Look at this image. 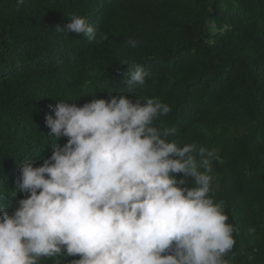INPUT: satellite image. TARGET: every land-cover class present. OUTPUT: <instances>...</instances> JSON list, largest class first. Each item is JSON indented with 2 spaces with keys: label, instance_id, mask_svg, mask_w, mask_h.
<instances>
[{
  "label": "trees",
  "instance_id": "obj_1",
  "mask_svg": "<svg viewBox=\"0 0 264 264\" xmlns=\"http://www.w3.org/2000/svg\"><path fill=\"white\" fill-rule=\"evenodd\" d=\"M74 15L108 39L57 29ZM132 64L150 75L128 95L168 104L170 139L214 153L210 195L237 229L228 264H264V0H0V208L26 195L25 161L51 156V107L126 94Z\"/></svg>",
  "mask_w": 264,
  "mask_h": 264
},
{
  "label": "clouds",
  "instance_id": "obj_2",
  "mask_svg": "<svg viewBox=\"0 0 264 264\" xmlns=\"http://www.w3.org/2000/svg\"><path fill=\"white\" fill-rule=\"evenodd\" d=\"M68 21L57 29L108 39L86 16ZM128 67L126 94L51 107V156L25 161L14 191L26 195L0 208V264H228L237 229L210 195L214 153L170 139L156 123L170 106L130 97L150 74Z\"/></svg>",
  "mask_w": 264,
  "mask_h": 264
}]
</instances>
